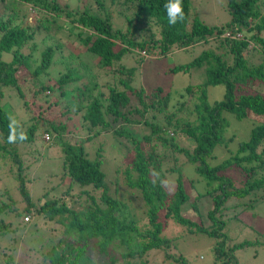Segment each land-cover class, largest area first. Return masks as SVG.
Returning a JSON list of instances; mask_svg holds the SVG:
<instances>
[{
    "label": "trees",
    "instance_id": "1",
    "mask_svg": "<svg viewBox=\"0 0 264 264\" xmlns=\"http://www.w3.org/2000/svg\"><path fill=\"white\" fill-rule=\"evenodd\" d=\"M85 1L84 7H80L72 6V0H0V154L17 165L15 178L25 202L24 211L42 214L64 226V237L40 252L35 264H158L147 258V254L157 250L173 263L192 264L178 252L177 242L182 236L200 234L214 239L211 249L217 264H236L238 250L264 248V234L235 242L226 229L227 222L233 220L241 233L246 226L242 221L244 212L256 213L255 208L264 203V0H226L229 20L213 26L196 14L191 16V0H182L184 19L175 25L168 23L164 8L168 0ZM25 4L37 13L34 23L23 22ZM53 22L58 24L57 28L65 27L74 34L81 50L94 57L102 69H111L135 49L141 58L149 54L160 58L175 49L207 43L208 47L191 61L169 69L190 72L203 67L204 81L186 86L171 104V93L161 87L143 89L132 85L135 67H121L119 72L126 74V78L120 76L118 80L122 88L115 83L104 93L92 78L85 82L87 76L74 67L75 61H62L66 70L54 83L40 80L33 84L39 85L41 91H57L56 98L42 109L55 108L53 118L42 119L40 110L30 123L19 121L2 101L3 89H14L23 107L35 104L25 98L18 74L27 70L28 59L38 49L39 59L36 62L34 58L37 66L30 71L31 78L34 81L41 73L50 71L57 47H39L38 36L49 37ZM6 52L11 54L9 61L3 59ZM78 63L80 69L89 70L83 62ZM208 85H223L222 98L209 101ZM71 110L81 113L82 126L89 134L87 140L109 132L116 141L123 138L129 144L127 160L116 170L115 184L122 182L141 201V218L134 217L120 194L110 193L101 167L100 148L94 158L89 157L85 140L70 142L64 134L67 125L55 121ZM224 111L231 112L236 119L253 116L259 123L231 157L210 165L208 158L214 156V147L226 142L223 133L228 123ZM148 113L150 117L146 116ZM160 114L164 122L160 121ZM136 123L149 127L150 132L138 137L128 127ZM44 126L52 132L43 133L49 135L48 142L55 140L61 145V177L67 176L70 181L61 195L50 198L45 194V200L35 205L23 174L19 146L34 145L38 130ZM12 130L17 140L9 143ZM21 132L26 139H19ZM153 137L168 148V155L157 151ZM178 137H182V143ZM187 164L194 165L197 178L187 180L183 174ZM234 167L239 169L240 179L231 175ZM174 173L177 177L173 183L170 176ZM197 179L205 180L207 189L197 191L193 185ZM186 180L188 187L196 191L191 206L199 221L183 215L191 198ZM74 185L82 189L76 192ZM202 197L212 205L206 213L200 208ZM7 208L8 204L1 205L0 214ZM228 209L235 212L226 215ZM178 225L182 231L177 229ZM168 228L173 231L170 233ZM6 231V225L0 221V233Z\"/></svg>",
    "mask_w": 264,
    "mask_h": 264
},
{
    "label": "rangeland",
    "instance_id": "2",
    "mask_svg": "<svg viewBox=\"0 0 264 264\" xmlns=\"http://www.w3.org/2000/svg\"><path fill=\"white\" fill-rule=\"evenodd\" d=\"M66 1L71 2V0ZM72 1V6L79 5L80 7H84L86 2L85 0ZM8 2L10 3V1ZM22 10L25 12L23 22L25 24L30 22L34 23L37 13L32 9V6L25 4L22 6ZM195 14L210 26L221 25L229 20L226 0H191V16ZM53 24L51 27L53 33L48 34L49 37H44L42 34L38 36V38H41L39 47L42 44H50L57 47L54 63L50 67V71L48 73H41L34 81L31 78L30 71L37 66L34 58L36 57V62L39 59L38 49L35 51V55L28 59V65H26L27 70L18 74L25 98L35 104L28 106V108L23 107L22 100L18 99L14 89H3L4 97L2 101L7 104L9 109L17 114L19 121L28 120V123H30L33 118L39 116L40 110L47 107L49 102H52L56 98L57 91H41L38 87L39 85L36 86L33 84H39L40 80L45 84L54 83L56 77L66 70L62 61L67 63H73L75 61L74 67H78L79 72L87 76L85 82L92 78L104 93L108 92V86H114L115 83L118 88H122L118 80L120 76L126 78V74L119 72L121 67H135L132 85L143 89L161 87L171 93V104L176 102L178 98L177 94L184 91L186 86L204 81L203 67L191 69L190 72H171L169 69L175 65L191 61L202 50L208 47L207 43H199L186 49H175L170 55L160 58L153 54H149V57L144 55V58H141L135 49L133 52L126 53L119 62L114 63L111 69H102L96 65L94 57L81 50L82 47L79 42L73 39L74 34L68 32L65 27L57 28L56 25L58 24L54 22ZM25 52H28V50L25 49ZM3 59L9 61L11 54L4 53ZM78 62H83V64L89 67V70L80 69ZM35 91H37L36 94H34ZM223 93V85L207 86V95L211 102L221 99ZM131 99L132 105H134V97ZM54 110L55 108L53 107L44 111L42 110V119L53 118ZM146 116L150 117L151 115L148 113ZM158 116L160 121L164 122L161 118L163 115L160 114ZM223 116L228 123L223 133V138H226V142L214 147V156L208 158L210 165H215L231 157L236 151L238 144L241 141L248 140L251 128L259 123L255 117L250 115L243 119H236L231 112L224 111ZM29 117L31 118L28 119ZM55 121L67 125L64 134L67 135L70 142L76 143L85 140L84 148L89 157L94 158L96 151L100 148V157L102 158L101 167L106 174L110 193L112 192L114 194L116 192L120 194V197L126 202L129 210L133 212L134 217L136 219L141 218L143 214L141 201L122 182L118 186L115 184L117 178L116 170L121 163H125V160H127L126 152L129 144L123 138H118V141L121 140V142L116 141L109 132H102L101 135L87 140V136L89 135L88 130L82 126L81 113L79 111L71 110L70 114L58 116ZM128 127L132 128L140 138L143 134L150 132L149 127L142 124L136 123ZM45 132H50L45 130V126L38 130L37 137L34 141L36 147L35 152L33 144L19 146V153L23 161V174L26 185L30 190V197L35 205L45 200V194L50 198L61 195L70 181L67 176L61 177L64 170L62 167L63 153L60 143L55 140L46 141L43 136ZM50 133L52 134V132ZM91 134L94 133L91 132ZM153 138L152 144L157 145V151H165V155H168V148L161 146L156 137ZM177 139L182 143V137H178ZM16 169L17 165L11 158L1 156L0 154V206L5 204L9 205V208L0 214V221L7 227L6 233H0V264H4L6 261L5 264H35L40 259V252L47 249L48 245L57 239L64 237V226L44 217L42 214L30 213L29 220L26 221L24 219L28 213L24 211L25 202L21 199L18 190V182L15 178ZM183 174L187 180L197 178L194 172V165L191 164L183 167ZM231 175L235 179L238 177L239 179L241 178L237 167L233 168ZM176 177L177 174L174 173L170 176V180L173 182ZM187 180L184 183L187 186V192L191 194V198L183 210V215L193 221H199V215H197L191 206L196 191L192 187H188ZM193 185L197 191L199 190L201 192L206 188L205 180L197 179ZM80 189L82 188L74 185V191L78 192ZM206 197H202L203 199L200 204V208H204L203 213H206L212 207L210 200L207 201L208 198ZM205 201H207L206 206ZM255 210H257L256 213L254 211H245L244 215H242V221L246 226L241 228V233L240 226L235 221L229 220L227 222L226 229L229 230L228 233L231 235V238H234L235 242L243 239H252L255 235L264 234V203L259 204ZM17 211L19 213H16ZM233 212H235L233 209H228L226 215H231ZM22 220L26 221V224ZM177 229L182 231V227L179 225ZM168 230H170V233L173 231L172 228H168ZM213 243L214 239L205 234L186 235L179 238L176 248L192 264H217L214 262L211 249ZM157 251L147 254V258L158 262V264H176L172 262V259L166 258L164 252ZM236 255L238 258L236 264H264V248L260 246L238 250L236 251Z\"/></svg>",
    "mask_w": 264,
    "mask_h": 264
},
{
    "label": "clouds",
    "instance_id": "3",
    "mask_svg": "<svg viewBox=\"0 0 264 264\" xmlns=\"http://www.w3.org/2000/svg\"><path fill=\"white\" fill-rule=\"evenodd\" d=\"M166 10L168 23L170 25H175L178 21H183L184 19V11L182 7V0H168V2L164 5ZM12 126L10 125V129ZM19 139L24 140L26 136L21 132L19 134ZM17 140V135L14 130L10 131L8 136V142L14 143Z\"/></svg>",
    "mask_w": 264,
    "mask_h": 264
},
{
    "label": "built area",
    "instance_id": "4",
    "mask_svg": "<svg viewBox=\"0 0 264 264\" xmlns=\"http://www.w3.org/2000/svg\"><path fill=\"white\" fill-rule=\"evenodd\" d=\"M44 138H45L46 141H48V140L50 139V137H49L48 134H45V135H44ZM29 217H30V214H27V215L24 217V219L27 221V220H29Z\"/></svg>",
    "mask_w": 264,
    "mask_h": 264
}]
</instances>
